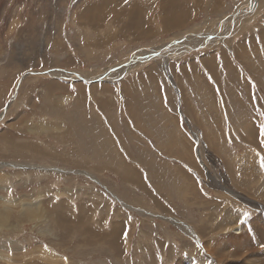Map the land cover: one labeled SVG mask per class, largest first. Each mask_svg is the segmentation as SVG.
<instances>
[{"label": "rangeland", "instance_id": "374dc122", "mask_svg": "<svg viewBox=\"0 0 264 264\" xmlns=\"http://www.w3.org/2000/svg\"><path fill=\"white\" fill-rule=\"evenodd\" d=\"M109 1L0 0V264H243L229 226L264 253L209 177L264 203V2Z\"/></svg>", "mask_w": 264, "mask_h": 264}, {"label": "bare ground", "instance_id": "6f19581e", "mask_svg": "<svg viewBox=\"0 0 264 264\" xmlns=\"http://www.w3.org/2000/svg\"><path fill=\"white\" fill-rule=\"evenodd\" d=\"M138 1V0H137ZM108 2H110L109 0H108ZM264 2V0H254V5L256 4L257 5V10L258 11H261V9H262V3ZM163 3H165V6H166V8H169L170 9V7H171V4H170V0H165V2L163 1ZM166 3H168V4H166ZM194 3V2H193ZM144 4V3H143ZM187 4V3H186ZM195 4V3H194ZM139 5V4H138ZM173 6H174V4H172ZM255 5V6H256ZM201 6V4L199 5V7ZM92 7L94 8V9H97V5H94V4H92ZM114 8V7H113ZM165 8V9H166ZM172 8V7H171ZM254 8V7H253ZM115 9V8H114ZM256 10V9H255ZM256 10V11H257ZM98 11L99 12H101V14H102V17H103V19H104V16H107V14L109 13V11H107V14H106V12L105 13H102L103 12V10L101 11V10H99L98 9ZM170 11V10H169ZM97 12V11H96ZM171 12V11H170ZM133 13V12H132ZM89 14L90 13H88L87 12V16H89ZM103 14H106V15H104L103 16ZM115 14V13H114ZM126 14V13H125ZM136 14V13H135ZM138 14V13H137ZM139 14H140V11H139ZM93 15H96V14H93ZM170 15H171V13H170ZM98 16V15H97ZM97 16H95V17H97ZM93 18V16H91V14H90V16H89V19H86V20H88V21H92L91 20V18ZM103 19H101V21L103 20ZM98 20H99V18H98ZM105 20V19H104ZM93 21H95V20H93ZM100 21V22H101ZM139 21V20H138ZM138 21H136V22H138ZM140 22V21H139ZM100 24V23H99ZM138 24V23H137ZM169 25V24H168ZM174 25V24H173ZM176 26V25H175ZM17 28V27H16ZM179 28V27H178ZM170 30H172V29H170ZM226 32V31H225ZM262 34V33H261ZM181 36V35H180ZM262 41H264V33L262 34V40H261V42ZM224 42V41H223ZM253 42V41H252ZM254 44H253V46H257L256 44H257V42L255 43V41L253 42ZM240 44V43H239ZM176 45V44H175ZM244 45V44H243ZM226 46V45H225ZM240 46V45H239ZM238 46V47H239ZM184 46H180L179 48H178V50H177V52L175 51V49H174V51H172V47H168V48H166V49H164V51L166 52V54H168V53H178V52H180L181 50H182V48H183ZM242 47V46H241ZM247 47V46H246ZM237 49V48H236ZM241 50V49H240ZM239 51V50H238ZM163 52V51H162ZM164 52V53H165ZM232 52V51H231ZM242 52V53H241ZM239 51V53L241 54V55H239V56H242V54L244 55L245 53H246V50H242V51ZM253 52H256L255 50L253 51ZM238 53V52H237ZM166 54H164V55H166ZM162 55H163V53H162ZM237 57V56H236ZM243 58H245V57H243ZM208 59V58H207ZM211 59H213V57L211 56ZM226 62V61H225ZM245 62H246V59H245ZM203 63V62H202ZM206 63L207 64H210V63H208V61H206ZM233 63V62H232ZM234 65V64H233ZM230 66V65H229ZM211 67V66H210ZM227 67H228V65H227ZM235 68H236V66H234ZM213 69V68H212ZM226 69V68H225ZM246 69V68H245ZM232 70V69H231ZM124 71V70H123ZM123 71H120V73H119V75L120 74H122V72ZM229 71V70H228ZM237 71V70H236ZM238 72V71H237ZM219 73V72H218ZM210 74V73H209ZM76 75V74H75ZM78 75V74H77ZM85 75V74H84ZM118 75V76H119ZM84 78V77H83ZM102 78V77H101ZM208 78V77H207ZM109 79H111V77H107L105 80L106 81H108L109 82ZM204 79H205V77H204ZM78 80V79H77ZM83 80V79H82ZM203 80V79H202ZM254 98V97H253ZM264 129V128H263ZM252 132V131H251ZM250 138H251V136H250ZM250 140V139H249ZM209 141V140H208ZM249 142V141H248ZM234 143V142H233ZM236 143V142H235ZM260 147V146H259ZM217 148V147H216ZM26 149V148H25ZM218 150H219V148H218ZM262 150V149H261ZM215 151H217V150H215ZM217 153V152H216ZM258 153V152H257ZM220 155H222L221 153H220ZM240 157V156H239ZM246 157V156H245ZM237 160H238V157L236 158ZM236 160V161H237ZM259 159H257V157L255 156H253L252 157V159L251 160H249V161H247V162H245V161H243V164H242V172H244L245 174H247L248 175V177H249V180L251 181V183H253V178H252V176L255 174V172H257L258 173V170H257V168H256V166H257V164H258V161ZM234 166V165H233ZM240 166V165H239ZM236 167V166H235ZM261 169V168H260ZM53 172V171H52ZM238 172H239V170H238ZM40 174H38L37 172H33V173H30V174H32V176H34L35 175V177L36 178H40L41 176L42 177H45L46 178V180L48 179L49 180V178H50V176H49V174H51V172H46V171H42V172H39ZM41 173H45V176H43ZM208 173V172H207ZM206 173V174H207ZM213 174V173H212ZM211 174V175H212ZM20 175H22V174H20ZM208 175V174H207ZM256 175V174H255ZM261 175V174H260ZM260 175H259V177H260ZM234 176V175H233ZM209 177H210V179H211V181L213 182V183H215L216 185H217V187H221V188H223L224 189V191H225V194H229V195H232L236 200H238V201H240L239 203H241V202H243V203H245V204H252V206L254 207V206H256V208H261V206H262V208H264V203L263 202H261L260 200H259V198H256L255 197V194H250V195H248L247 196V194H245L244 195V193H246V192H242L243 190H245L244 188H243V186H240L239 187V192L241 191V193H235V192H232V189H227L226 187H224L223 185H222V183H221V181H223V180H218L217 178H214V177H212V176H210L209 175ZM255 177V176H254ZM261 178H264L263 176H261ZM41 179V178H40ZM235 180V179H234ZM237 183H239L238 182V179H236L235 180ZM244 181H245V179H244ZM232 182V181H231ZM211 183V182H210ZM227 183V182H226ZM254 183H256V186H260L261 187V190H258V191H260V193H259V195H257V196H260L261 198H263L264 197V183L263 184H261V182H260V180H255V182ZM228 184V183H227ZM236 184V183H235ZM68 185V184H67ZM71 185V184H70ZM235 186V185H234ZM228 187V186H227ZM259 187V188H260ZM208 188V187H207ZM220 188V189H221ZM248 190V189H247ZM247 190H245V191H247ZM251 191V190H250ZM230 200H232L231 198H230ZM232 203V202H231ZM261 208V209H262ZM241 209V208H240ZM264 210V209H263ZM234 212V211H233ZM264 212V211H263ZM264 215V214H263ZM263 215H261L263 218H264V216ZM230 217V216H229ZM232 217V216H231ZM257 217H258V215H257ZM261 217V218H262ZM241 219V218H240ZM256 219V218H255ZM57 220V219H56ZM226 221V220H225ZM228 221V220H227ZM252 221V220H251ZM54 222H57V221H54ZM254 223V222H253ZM264 225V219H262L261 220V222H260V219L258 220V222H257V227H256V231H257V233L258 234H256L257 236H259V239L260 238H262L263 237V239H264V227H262L263 225ZM226 224H227V222H226ZM246 224V223H245ZM251 224V223H250ZM228 226V225H227ZM244 227V226H243ZM248 228V227H247ZM253 228V227H252ZM262 228V229H261ZM244 229V228H243ZM245 229H246V227H245ZM260 229H261V232H260ZM224 231V233L225 234H230V233H234V231H237V233H235L236 235H238V234H240L239 236H237V237H234V241H235V243L234 242H232V244L234 245V247L232 246V247H230V249H229V252H233V256L235 257V261H237V262H240V263H243V264H264V253H259L260 252V250H258L257 248H255V247H252L251 248V246H252V242H251V240L249 239V236L246 234V233H242L241 232V228L239 227V226H236V227H233V226H229V227H226L225 228V230H223ZM251 233V232H250ZM253 233V232H252ZM256 236H254L253 238H255ZM255 240V239H254ZM256 241V240H255ZM261 241V240H260ZM259 242V241H258ZM219 244H221V243H219ZM257 246V245H256ZM207 251H208V253L211 255V256H214V254H213V250H210L209 248H207ZM252 251L253 252H255L254 254H257L258 255V258L259 259H256V260H253L251 257H249L250 255H252ZM259 253V254H258ZM206 255V254H205ZM215 257H217V254H216V256ZM219 257H225V255L224 254H219ZM221 259V258H220ZM241 260V261H240Z\"/></svg>", "mask_w": 264, "mask_h": 264}]
</instances>
